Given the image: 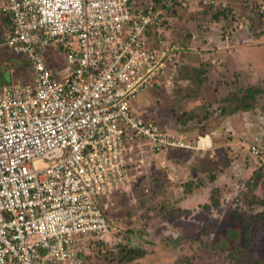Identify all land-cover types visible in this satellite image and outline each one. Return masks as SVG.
Instances as JSON below:
<instances>
[{
    "label": "built area",
    "instance_id": "2783aa9c",
    "mask_svg": "<svg viewBox=\"0 0 264 264\" xmlns=\"http://www.w3.org/2000/svg\"><path fill=\"white\" fill-rule=\"evenodd\" d=\"M0 14L10 20L0 51L33 65L30 81L0 83V264H84L91 240L120 230L104 210L132 194L154 156L198 149L137 106L180 81L183 56L154 39L164 12L152 3L0 0Z\"/></svg>",
    "mask_w": 264,
    "mask_h": 264
},
{
    "label": "rangeland",
    "instance_id": "374dc122",
    "mask_svg": "<svg viewBox=\"0 0 264 264\" xmlns=\"http://www.w3.org/2000/svg\"><path fill=\"white\" fill-rule=\"evenodd\" d=\"M137 2L155 3L163 10L164 23L154 39L175 43L185 62L180 65V81L171 90L152 89L141 96L137 101L140 116L174 132L189 131L196 148L200 136L208 133L213 148L208 152L211 146L205 148L204 153L176 149L169 156L178 169L183 167V173L176 175L178 170L175 182L167 174L168 163L159 160L130 196L117 195L115 206L104 212L116 219L118 209L122 211L121 232L108 242L86 246L84 264H264V216L260 214L264 205L259 203L264 200V0ZM46 55L54 68L65 66L66 54L59 47L48 48ZM32 71L25 56L7 48L0 51V83L28 82ZM17 76L20 80H15ZM248 87L261 89L253 108L222 113L227 104L229 109L240 105L238 98ZM228 96L232 102H226ZM191 113L193 117L184 123ZM157 173L156 185L153 179L150 183L149 178ZM199 191L194 206H182ZM213 191L221 204L210 210ZM184 213L198 218L174 230L183 233L187 252L170 259L160 256L166 224ZM249 216L253 242L247 249L244 229ZM133 248L145 255L129 260Z\"/></svg>",
    "mask_w": 264,
    "mask_h": 264
},
{
    "label": "crops",
    "instance_id": "0c3cea01",
    "mask_svg": "<svg viewBox=\"0 0 264 264\" xmlns=\"http://www.w3.org/2000/svg\"><path fill=\"white\" fill-rule=\"evenodd\" d=\"M9 23H10L9 20L8 19H5L4 20L2 14H0V38L3 37V36H5V33L8 32V29L10 27V24ZM184 63H182V64H184ZM18 79L20 80V77L17 76L15 78V80H18ZM183 133H185L188 138L192 137L191 136V133L189 131H188V133H186V130H184ZM205 135H206V137L205 136H200V140L201 141H199V144L200 145H199L198 149L199 150H202V151H200L202 153H204L205 151L208 152L209 150H211L213 148V139L209 136L208 133H205ZM209 146H211V147L209 148ZM202 148H204V149H202ZM205 148H209V149L205 150ZM178 150L181 151V152H187V153L188 152H191V153H194L193 150H187V149H178ZM203 150H205V151H203ZM173 151H164V152H162L160 154H156L154 156V161L152 163V167H154L155 169L158 166L159 160H164V162L166 164L168 163V167L166 168L167 170L166 169L165 170L167 171V174H169V179L171 180V182H175L174 176L178 172L179 169H180V173L179 174H176V175L180 176V174L183 173L182 172L183 167L180 166V168L178 169L177 165L172 162V160H171V158L169 156L171 154V152H173ZM210 156L212 157L213 155L210 154ZM152 172L153 171L151 170L150 173H152ZM158 174L159 173H157L155 175L152 174V176L149 178V182L150 181L153 182L152 181V179H153L154 180V183L156 185L157 180H155V179H156V177H157ZM196 189H198V188H196ZM200 194H201L200 191L198 193L193 194L192 195L193 197L191 196L187 200H185L183 202L184 205H182V206L183 207H186V208H190V206H194L197 203V202H195V200H197V198H198L197 195H200ZM204 204H207L208 205V203H204ZM220 204H221L220 200H219V204L218 205H213L212 204V201H211V207H209V208H210V210H213L215 208H218L220 206ZM121 213H122V211L120 212V209H118L117 214H115L116 215V219H117L118 222L121 219V216H120ZM175 220L181 222V224H175L174 223ZM197 220H198V218H195V215L194 214H188L187 215V214L184 213V214H180L178 216L176 215L175 216V219L172 220L171 223H169V225L166 224V227H165L166 229H165L164 233L162 234V239H164V241H161V246L159 247L160 251H159L158 254L160 256H164V257L170 259L172 257H178L179 255H182L183 252L186 253L187 250H185L186 249L185 248V242H183L184 239H182L183 233L180 230H177V231H174V230L178 226H182L183 225L182 224L183 222H186V223H189V222H192V221L193 222H198ZM211 221L212 220L208 218V220H207L208 223L207 224H210L209 222H211ZM172 224H174V226ZM120 231H121V228H120Z\"/></svg>",
    "mask_w": 264,
    "mask_h": 264
},
{
    "label": "trees",
    "instance_id": "16d2710c",
    "mask_svg": "<svg viewBox=\"0 0 264 264\" xmlns=\"http://www.w3.org/2000/svg\"><path fill=\"white\" fill-rule=\"evenodd\" d=\"M152 4H154V7H157L155 5V3H152ZM5 19L9 20V17H5L4 20ZM9 22H10V20H9ZM3 39H4V36L0 38V41L3 40ZM260 93H261V89L256 88V87H248L245 90L244 95L242 97L238 98L239 100L242 101V103L240 105H238V106L235 105V107H232L231 109H229V106L226 107L228 105L227 104V105H225L223 107L222 113L233 114V113H236L239 110L247 111V110L252 109L253 106H254L253 100H254L255 96L257 94H260ZM231 99L232 98L228 96V97H226L225 100H226V102H232ZM193 115H194L193 113L189 114L187 120H185L184 123H187L188 119L189 118L191 119L193 117ZM151 120H153V119H151ZM154 121L159 123L157 120H154ZM216 191H218V190H216ZM213 195H214V191L212 192V196H211L212 197V199H211L212 200V204L213 205H218L219 204V200H217V199L215 200L213 198ZM259 203L261 205H264V200L259 201ZM260 214H261V216H264V210L261 211ZM236 215H237V217H240V218L243 217L242 214H236ZM252 226H253V219H251V216H249L246 219V225H245V229H244V234H245V238H246L245 246H246L247 249L251 248V245H252L251 243L253 242V240H252L253 239ZM119 232H121V231L119 230ZM119 232L117 234H119ZM105 242H108V241H103V240L101 241L100 239H95V240H91L90 243L87 246H92V244H94V243H105ZM144 255H145V251L133 248V249H130L129 252H128V259L132 260V259H135V258H138V257H142Z\"/></svg>",
    "mask_w": 264,
    "mask_h": 264
}]
</instances>
